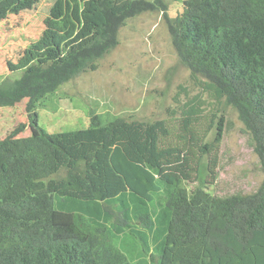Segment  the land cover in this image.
<instances>
[{"label":"trees","instance_id":"obj_1","mask_svg":"<svg viewBox=\"0 0 264 264\" xmlns=\"http://www.w3.org/2000/svg\"><path fill=\"white\" fill-rule=\"evenodd\" d=\"M69 2L68 26L42 40L60 58L0 80V107L27 99L31 128L0 138V264H264V180L226 196L184 185L206 156L216 177L225 105L237 109L264 170V0H183L169 29L199 89L180 85L187 100L171 118L102 122L93 111L89 127L50 133L38 103L97 70L129 19L168 7Z\"/></svg>","mask_w":264,"mask_h":264},{"label":"rangeland","instance_id":"obj_2","mask_svg":"<svg viewBox=\"0 0 264 264\" xmlns=\"http://www.w3.org/2000/svg\"><path fill=\"white\" fill-rule=\"evenodd\" d=\"M164 2L168 6L164 12L129 19L120 30L119 45L99 60L97 70L82 73L40 101L38 124L57 133L89 127L93 111L102 122L115 117L153 122L179 111L180 102L187 100V91L180 85L190 94L199 88L180 59L169 29L183 0ZM70 9L69 0H0V80L19 77L34 62L60 58L56 49L44 48L42 40L68 26ZM27 101L0 107V138L20 123L29 125L19 136L31 134ZM223 110L226 126L216 177L209 174L206 156L197 180L184 185L190 190L204 187L219 196L253 193L264 180L260 158L237 109L225 105ZM215 134L214 129L207 141L212 142Z\"/></svg>","mask_w":264,"mask_h":264}]
</instances>
